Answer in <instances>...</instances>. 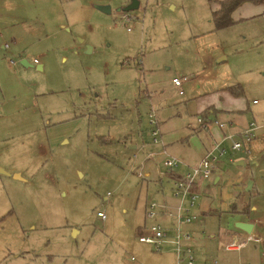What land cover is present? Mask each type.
I'll return each instance as SVG.
<instances>
[{"label":"rangeland","instance_id":"rangeland-1","mask_svg":"<svg viewBox=\"0 0 264 264\" xmlns=\"http://www.w3.org/2000/svg\"><path fill=\"white\" fill-rule=\"evenodd\" d=\"M1 3L13 16L0 15L10 46L0 44V58L13 62H0V264H176L172 245L158 251L138 238L164 222L159 209L148 216L149 205L178 204L166 158L184 171L223 136L200 126L198 95L221 106L226 97L241 111L212 118L231 120L223 129L233 137L189 209L195 264H264V15L216 30L207 0H139L128 25L121 18L131 0H74L54 16L31 0ZM30 25L44 38H25L17 51L8 33ZM174 76L185 80L184 94ZM232 86L242 94L216 93ZM152 109L164 146L153 141ZM250 123L253 138L233 150ZM147 149L156 152L142 161ZM243 207L259 218L255 241L235 224ZM234 236L246 244L226 250Z\"/></svg>","mask_w":264,"mask_h":264},{"label":"built area","instance_id":"built-area-1","mask_svg":"<svg viewBox=\"0 0 264 264\" xmlns=\"http://www.w3.org/2000/svg\"><path fill=\"white\" fill-rule=\"evenodd\" d=\"M125 25L132 22L133 17L126 11L122 14V18ZM128 29L131 28L128 26ZM9 47L8 44L5 45ZM38 63L37 60H35ZM173 83L177 86L179 94L184 93V89L181 86L183 80L180 78H173ZM150 124L152 125L151 134H153V141L160 143L164 146L162 136L160 133L159 122L156 118L155 109H152L149 113ZM200 126L202 128L208 127L210 124H214L219 128H225L228 124L218 122L216 119L211 122L200 115L199 118ZM256 126L253 123L249 124V127L243 129L244 131L239 134V140L233 141L231 148L233 150H241V142L250 141L253 138V132ZM233 137V134L228 133L219 140H213L211 148L208 149L204 155L200 158L199 164L195 166H188V168L181 175H175L173 179L174 187L172 188V194L177 199L178 204L174 207H168L167 204L159 205L153 203L148 206L150 218H154L158 211L162 213L164 222H155L146 228H144L139 234V242L147 243L158 251H162L166 245H172V250L175 253L176 264H195V256L193 255V242L195 240V233L192 224L197 219L196 215L190 212V208L195 206L199 199L198 186L200 180L210 179L212 175V169L214 161H217L218 157L225 153V148L221 147L224 140H228ZM162 154L168 155L166 149L163 148ZM165 166L173 170L175 167L180 166L181 162L169 156L164 161ZM138 176L145 179L147 178L146 173L139 172ZM156 209H159L158 211ZM100 216L105 217L101 212H98ZM246 239H250L247 237ZM246 244V240L242 241L236 237H233L231 242L224 245L226 250L238 249ZM210 264H217L213 261Z\"/></svg>","mask_w":264,"mask_h":264},{"label":"crops","instance_id":"crops-1","mask_svg":"<svg viewBox=\"0 0 264 264\" xmlns=\"http://www.w3.org/2000/svg\"><path fill=\"white\" fill-rule=\"evenodd\" d=\"M33 1V3L35 4V3H37L39 6H38V9L40 8L43 12H48V11H50V12H53V14L51 15V16H54V14H56V15H59V11H58V9L59 10H61L60 9V6L61 5H65V4H67V3H70V2H73L74 0H31V2ZM208 3V2H207ZM3 5H7L6 3L5 4H0V15H1V17H2V15H3V18L4 17H6V18H8L9 16H13L12 14H13V10H4V9H2V7H3ZM34 9V5H33V8H32V10ZM46 15V14H45ZM258 15H264V5H260V4H251V3H243V4H240L239 5V8L237 9V10H235L234 11V13H233V18L236 20H240V18L242 19V18H244V19H248V18H254L255 16H258ZM19 18H20V20H21V23H24L25 21H27V23L29 22V18H22V17H20L19 16ZM44 17H42V16H38V15H36L35 14V21L38 23V24H40L41 23V25H42V27H45L46 26V24L48 23V21H45L44 19H43ZM33 18H31V20H32ZM13 20H15V17L13 18ZM26 23V24H27ZM14 24H16V23H14L13 21H12V25H14ZM26 29H24V31H22L21 32V30H18V31H16V30H10L9 31V33H8V39H10V41H11V43L15 46V49L18 51V50H22L23 49V47L24 46H21V44L22 43H25V38H28L29 39V41H35L36 39H37V41H40V40H42L44 37H41V36H43V34L44 33H42L41 31H37L36 29H35V27H32L31 25L29 26V27H25ZM7 33V31L6 30H4L3 29V26L2 25H0V44H1V46L2 47H6L3 43H6V42H4V41H6L5 39V37H4V35H3V33ZM9 35H10V38H9ZM6 44H8V43H6ZM27 45V44H26ZM31 45H33V43L31 44ZM9 46V45H8ZM10 47V46H9ZM8 47V48H9ZM7 48V47H6ZM27 48V47H26ZM16 52V51H15ZM20 57H21V61H22V63H23V65H25V64H30V61L29 60H27L26 58H24V57H22L21 55H20ZM2 61V63L1 64H6L9 68H12V64H11V62H13V61H8L7 60V58H0V62ZM34 63L35 64H38V68L39 69H41L42 68V64H39V63H36L35 62V59H34ZM1 69V68H0ZM173 78H177L176 76H174ZM173 78H172V80H173ZM185 82V80H183V82H182V87H183V83ZM172 83H173V81H172ZM174 84V83H173ZM175 86V85H174ZM177 87V86H176ZM218 92L220 93V94H223L224 96H228L229 97V95H232L231 93H230V91H228L227 93H228V95H225L226 94V91H217L216 93L218 94ZM184 93H185V91H184ZM183 93V94H184ZM232 96H234V95H232ZM236 97V96H235ZM202 98L203 97H199V95H198V97H197V99H196V101H198L199 103L201 102V104H200V107H199V112H200V115H201V113H203L204 111H206V113H204L206 116H207V118H208V120L211 122L213 119V117H215L219 112H227V111H241L240 109H237V108H231L230 109V107L228 108V105H226L225 106V98H223V102L222 103H224V105L223 106H221L220 104H219V102H221L220 100H215V101H213L212 99H211V101H203L202 100ZM228 102V101H227ZM217 104V105H216ZM227 104V103H226ZM239 108V107H238ZM0 109H1V106H0ZM217 117V116H216ZM159 122V121H158ZM232 121L230 120L229 122H228V124L230 125V123H231ZM209 126V125H208ZM258 127L256 126V129H257ZM255 130V129H254ZM206 134L207 135H209V136H211V138L213 139L214 137H219L220 135H225V132H224V129L223 128H219V127H217L216 125H214V124H212V125H210L209 127H207V130H206ZM222 136V137H223ZM222 137H220L219 139H221ZM218 139V140H219ZM143 141V143H142V145L140 146L141 147V149H146L147 148V143L144 141V140H142ZM225 141V140H224ZM137 146H138V144L136 143L134 146H133V148H137ZM152 146H154V145H148V147H152ZM208 150V149H207ZM206 150V151H207ZM153 151V150H152ZM152 151H148V149H147V152L145 153V155L143 156V158H142V161L145 159V157L148 155V153H152ZM205 151V152H206ZM153 152H156V151H153ZM159 153H161L162 152V150L160 149L159 151H158ZM205 152H203L202 153V155L200 156V158L204 155V153ZM162 154V153H161ZM199 161H200V159H199ZM199 161H198V164H199ZM195 166V165H197V164H191V165H187V164H185V169H184V171L188 168V166ZM184 171H175V169H173V170H169V172H168V175L170 176V177H174L175 175H181L182 173H184ZM146 173V172H145ZM147 174V176H151L149 173H146ZM148 179H150L151 180V177L150 178H148ZM145 180H147V178H145ZM245 181V178H242V180H241V182L243 183ZM225 197L226 198H228V197H230V195L229 194H227L226 193V195H225ZM244 208V207H243ZM235 210V209H234ZM245 214H246V218L245 219H240V220H238L239 222H248V223H251L252 224V228H251V231L250 232H247V235H246V238L247 237H250V239L249 240H256V239H258L257 238V234H256V232L254 231V228H255V226L257 225V221H259V218H256V217H253V216H249V212H248V209L247 210H245V212H244ZM194 224V223H193ZM193 224H192V228H193ZM144 228H146V227H144ZM144 228H142V230L144 229ZM194 230V229H193ZM245 232V231H244ZM194 233H195V231H194ZM234 237H236V238H238L237 236H234ZM233 238V237H232ZM239 239V238H238ZM241 240V239H240ZM170 247V246H169ZM170 253L172 252L173 254H174V256H175V253H174V251L172 250V247H170ZM239 249V248H238ZM232 250H237V249H232ZM232 250H230V251H232ZM176 262V261H175Z\"/></svg>","mask_w":264,"mask_h":264},{"label":"trees","instance_id":"trees-1","mask_svg":"<svg viewBox=\"0 0 264 264\" xmlns=\"http://www.w3.org/2000/svg\"><path fill=\"white\" fill-rule=\"evenodd\" d=\"M207 2L211 6V22L216 30L225 28L235 23L233 13L239 8L240 4L251 3L254 5H264V0H207ZM232 87H227L232 95L240 96L242 94L239 86ZM204 113H206V111L201 113V116L208 119ZM242 212H245V208H242Z\"/></svg>","mask_w":264,"mask_h":264},{"label":"water","instance_id":"water-1","mask_svg":"<svg viewBox=\"0 0 264 264\" xmlns=\"http://www.w3.org/2000/svg\"><path fill=\"white\" fill-rule=\"evenodd\" d=\"M138 6H139V0H131V3L129 5H127L126 7H124L123 11H127V12L131 11L132 9L137 8ZM96 8L100 11H104L107 13L111 12V7L109 5L101 4V5L96 6ZM238 163L241 164V162H238ZM251 185H252V183L249 181L245 187L246 190H249ZM235 224L238 228L245 231L246 233L251 231V228H252L251 223L236 222Z\"/></svg>","mask_w":264,"mask_h":264}]
</instances>
